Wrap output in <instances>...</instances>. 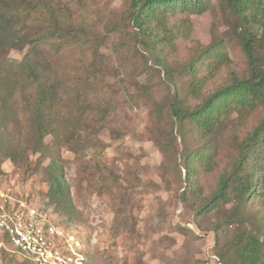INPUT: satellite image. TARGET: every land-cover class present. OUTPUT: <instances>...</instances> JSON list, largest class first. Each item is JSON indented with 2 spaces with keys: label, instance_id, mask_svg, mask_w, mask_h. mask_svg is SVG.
I'll return each mask as SVG.
<instances>
[{
  "label": "rangeland",
  "instance_id": "374dc122",
  "mask_svg": "<svg viewBox=\"0 0 264 264\" xmlns=\"http://www.w3.org/2000/svg\"><path fill=\"white\" fill-rule=\"evenodd\" d=\"M46 2L61 7L67 22L88 33L84 47L56 51L47 44L39 55L66 83L64 92L81 87L83 101L90 102L77 113V152L62 145L55 151L77 211H70V222L56 213L49 198L54 167L34 151L26 119L12 113L0 115V200L46 208L59 223L80 232L88 264H221L226 244L255 230V217L264 211L239 209L233 201L207 216L197 214L196 197L189 200L184 194V159L209 143L197 139L190 124L181 131L171 119V106L177 97L196 109L213 92L250 76L239 19L213 7L189 18L192 33L182 37L187 16L170 18L168 27L180 34L174 45L162 47L167 71L139 43L128 18L131 0ZM26 54L11 50L10 38L0 36V62L21 63ZM192 64L197 72L189 73ZM87 69L93 74H86ZM194 77L205 84L198 95L189 93ZM244 119L241 128L230 125L216 135L215 165L200 175L199 198L209 197L222 173L231 170L236 136H246L264 119V105ZM238 210L234 223L217 233L215 228L225 226ZM0 264H29L2 235Z\"/></svg>",
  "mask_w": 264,
  "mask_h": 264
},
{
  "label": "trees",
  "instance_id": "16d2710c",
  "mask_svg": "<svg viewBox=\"0 0 264 264\" xmlns=\"http://www.w3.org/2000/svg\"><path fill=\"white\" fill-rule=\"evenodd\" d=\"M213 7L239 19L240 43L250 76L234 80L213 92L196 109L175 98L171 106L172 121L181 131L190 124L196 138L209 143L200 151H190L185 156L184 194L189 200L196 197L197 214L203 217L233 201L239 209L260 207L264 211V119L250 128L246 136H236V158L231 170L222 173L217 189L209 197L199 198L200 175L203 171H212L215 165L216 135L230 125L241 128L245 124V115L258 105H264V58L261 56L264 0H131L128 18L138 33L139 43L148 53L155 54L157 64L168 71L162 47L165 43L174 45L180 34L168 27L169 19L186 15L182 37L189 36L192 27L188 19L203 15ZM65 15L61 7L51 6L46 0H0V36L10 38L11 50H27L21 63L0 62V115L12 113L19 120L26 119L34 137V151L45 155L54 167L49 189L51 204L55 205L57 214L69 217L70 222L73 220L70 211L76 213L77 208L60 175L55 151L62 145L71 146L70 150L77 152L73 148L80 145L75 138L77 125L81 122L77 113L81 115L82 107L90 106V102L83 101L81 87L72 88L70 93L64 92L66 83L46 68L39 57L40 50L47 44H53L56 51L67 45H86L87 31L67 22L69 18ZM97 52H94L95 61L100 55ZM214 52L223 55L221 50ZM92 71L85 70L90 75ZM193 72H197V68L192 64L189 73ZM86 84L83 86L88 87ZM204 85L203 79L194 77L189 93L198 95ZM83 113L87 111L83 110ZM235 114L237 118L233 120ZM239 211L229 217L225 226L218 225L215 231L219 233L231 226L240 216ZM255 220V230L244 232L226 244L220 254L221 264H264V216L255 217ZM2 236L9 242L6 235ZM86 257L88 260L87 251Z\"/></svg>",
  "mask_w": 264,
  "mask_h": 264
},
{
  "label": "built area",
  "instance_id": "2783aa9c",
  "mask_svg": "<svg viewBox=\"0 0 264 264\" xmlns=\"http://www.w3.org/2000/svg\"><path fill=\"white\" fill-rule=\"evenodd\" d=\"M0 235L32 264H88L82 234L44 208L0 200Z\"/></svg>",
  "mask_w": 264,
  "mask_h": 264
}]
</instances>
